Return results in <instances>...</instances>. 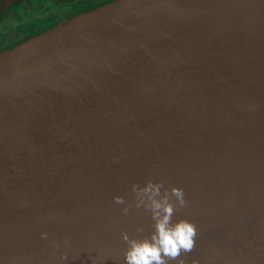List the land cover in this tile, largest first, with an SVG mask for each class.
<instances>
[{"label": "water", "instance_id": "water-1", "mask_svg": "<svg viewBox=\"0 0 264 264\" xmlns=\"http://www.w3.org/2000/svg\"><path fill=\"white\" fill-rule=\"evenodd\" d=\"M182 1L114 0L0 53V264H126L150 179L185 192V264H264V0Z\"/></svg>", "mask_w": 264, "mask_h": 264}, {"label": "clouds", "instance_id": "clouds-1", "mask_svg": "<svg viewBox=\"0 0 264 264\" xmlns=\"http://www.w3.org/2000/svg\"><path fill=\"white\" fill-rule=\"evenodd\" d=\"M131 191L135 196V207H143L150 212L153 224L150 236L143 238H134L128 232H122V241L127 245L126 264H169V261L185 264L181 257L194 251L198 229L194 222L187 219L173 221L175 213L189 203L183 188L167 189L162 182L150 179L143 187L133 184ZM113 199L114 203L123 205L122 214L127 215L132 204L122 196H115ZM136 231L143 233L145 229L137 226ZM64 244L70 247V239H65ZM54 247H59V244L54 242ZM62 259H67V254ZM193 264L199 262L194 260Z\"/></svg>", "mask_w": 264, "mask_h": 264}, {"label": "flooded vegetation", "instance_id": "flooded-vegetation-1", "mask_svg": "<svg viewBox=\"0 0 264 264\" xmlns=\"http://www.w3.org/2000/svg\"><path fill=\"white\" fill-rule=\"evenodd\" d=\"M114 0H0V52Z\"/></svg>", "mask_w": 264, "mask_h": 264}, {"label": "bare ground", "instance_id": "bare-ground-1", "mask_svg": "<svg viewBox=\"0 0 264 264\" xmlns=\"http://www.w3.org/2000/svg\"><path fill=\"white\" fill-rule=\"evenodd\" d=\"M225 0H207L206 2L201 3V6H209L211 4L217 3V2H222ZM197 5L196 0H183L181 4H179L178 9H192L195 8L194 6ZM162 6H165V8H168L166 5H162L161 3L157 5L154 8H151L150 6L145 8L144 11L140 12H135L133 15H150V14H159V13H164L167 12L165 11V8L158 9ZM150 8V9H149Z\"/></svg>", "mask_w": 264, "mask_h": 264}, {"label": "trees", "instance_id": "trees-1", "mask_svg": "<svg viewBox=\"0 0 264 264\" xmlns=\"http://www.w3.org/2000/svg\"><path fill=\"white\" fill-rule=\"evenodd\" d=\"M81 14H82V13H81ZM74 17H75V16H74ZM74 17H72L71 19H73ZM71 19H69L67 22H69ZM67 22H65V23H61V24H59V25H57V26H60V25L66 24ZM57 26H55V27H57ZM55 27H53V28H55ZM53 28H51V29H53ZM51 29H49V30H51ZM46 31H48V30H46ZM46 31H45V32H46ZM43 33H44V32H43ZM41 34H42V33H41ZM39 35H40V34H39ZM37 36H38V35H37ZM34 37H36V36H34ZM34 37H32V38H34ZM32 38H31V39H32ZM27 41H28V40H27ZM25 42H26V41H25ZM22 43H24V42H22ZM22 43H20V44H22ZM17 45H19V44H17ZM17 45H16V46H17ZM14 47H15V46H14ZM14 47H13V48H14ZM10 49H12V48H10ZM7 50H9V49H7ZM7 50L1 51L0 53H3V52H5V51H7Z\"/></svg>", "mask_w": 264, "mask_h": 264}, {"label": "rangeland", "instance_id": "rangeland-1", "mask_svg": "<svg viewBox=\"0 0 264 264\" xmlns=\"http://www.w3.org/2000/svg\"><path fill=\"white\" fill-rule=\"evenodd\" d=\"M30 39H31V38H30ZM30 39H29V40H30Z\"/></svg>", "mask_w": 264, "mask_h": 264}]
</instances>
